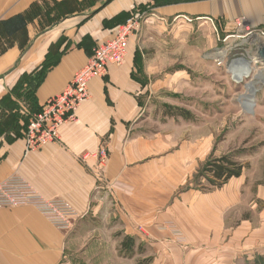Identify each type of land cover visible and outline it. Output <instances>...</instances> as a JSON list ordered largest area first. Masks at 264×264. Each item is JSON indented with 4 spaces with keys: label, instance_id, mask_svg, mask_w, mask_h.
Instances as JSON below:
<instances>
[{
    "label": "crops",
    "instance_id": "0c3cea01",
    "mask_svg": "<svg viewBox=\"0 0 264 264\" xmlns=\"http://www.w3.org/2000/svg\"><path fill=\"white\" fill-rule=\"evenodd\" d=\"M168 1L0 0V49L4 48L0 50V101L24 74L43 64L50 68L35 90L38 105L60 93L93 50L113 36L114 18L136 7L164 18L184 15L206 23L210 18L224 31L235 29L234 21L242 17L251 28L264 31V0ZM24 16L30 19L21 35L14 18ZM133 51L129 39L122 65L110 66L104 78L89 82V97L78 108L76 119L60 128L58 141L26 151L24 138L7 140L6 131H0V183L21 176L41 196L64 201L81 216L71 231H61L30 206L1 208L0 264L114 260L117 226L131 240L135 219L144 226L143 242L156 246L157 258L191 261L188 264H238L243 259L237 252L238 234L228 238L221 222L213 231L205 221L199 222L196 207L209 211L212 206L197 205L192 192L171 203L173 220L158 214L163 196L170 197L183 184L170 182L165 188L163 180L179 178V166L189 158L150 156L156 145L147 141L136 123L141 109L136 99L139 86L133 79ZM100 147L106 149V156L98 155ZM166 220L176 224L192 249L175 247L168 253L158 248L164 234L159 227ZM245 261L256 263L254 256Z\"/></svg>",
    "mask_w": 264,
    "mask_h": 264
},
{
    "label": "rangeland",
    "instance_id": "374dc122",
    "mask_svg": "<svg viewBox=\"0 0 264 264\" xmlns=\"http://www.w3.org/2000/svg\"><path fill=\"white\" fill-rule=\"evenodd\" d=\"M133 15L141 17L138 29L129 36L134 44L133 79L139 86L136 99L141 109L136 123L145 131L147 141L156 145L150 156L189 158L179 166V178L163 180L165 188L170 182L183 184L170 197L163 196L158 214L172 219L171 203L190 191L197 205L212 206L209 211L196 207L200 223L205 221L213 231L221 222L228 238L238 234L237 252L243 258L238 264H247L248 256H254L257 264H264V83H261L264 61H252L256 57L254 47H264V37L243 36L233 28L224 31L204 20L186 22L176 19L178 16L164 18L146 7H136L127 17L120 16L118 23ZM241 59L250 62L247 73L251 71L243 80L232 76L231 67ZM251 87L253 93L249 92ZM26 107L21 105V115L27 113ZM101 149L106 156L104 147L98 153ZM222 156L241 165L242 171L239 178L217 188L213 185L215 181L204 174L203 167L209 160ZM218 204L222 207H217ZM166 221L159 227L164 234L158 237L162 243L158 248L168 253L175 251V247L181 251L192 249L176 224ZM140 222V219L132 220L131 243L117 226L114 260H84V264L191 262L157 258L156 246L143 242L146 234ZM74 224L75 220L68 231ZM177 235L182 243L177 242ZM127 244L131 246L129 252L125 251Z\"/></svg>",
    "mask_w": 264,
    "mask_h": 264
},
{
    "label": "built area",
    "instance_id": "2783aa9c",
    "mask_svg": "<svg viewBox=\"0 0 264 264\" xmlns=\"http://www.w3.org/2000/svg\"><path fill=\"white\" fill-rule=\"evenodd\" d=\"M176 19L192 22L201 18L178 16ZM140 20V16L133 15L116 27L113 36L94 49L84 66L74 74L65 88L47 99L40 106V111L30 117L23 135L26 151L36 150L59 140L60 128L76 119L78 108L89 97V82L107 75L110 66L122 65L127 54L129 36L138 29ZM206 20L213 24L210 18ZM234 25L236 32L243 33V36L256 34L264 37L263 30L251 28L242 17L237 18ZM254 49L256 57L253 56L252 61L256 62L260 60L257 55L259 47L256 46ZM242 75L239 70L232 72L233 77L243 80V77L248 78L251 75V71ZM98 154L104 157L105 151L101 149ZM21 206L34 208L54 228L61 231H68L73 221L81 217L68 203L62 200H49L41 196L23 177L10 176L0 183V209ZM176 239L182 241L180 236Z\"/></svg>",
    "mask_w": 264,
    "mask_h": 264
},
{
    "label": "trees",
    "instance_id": "16d2710c",
    "mask_svg": "<svg viewBox=\"0 0 264 264\" xmlns=\"http://www.w3.org/2000/svg\"><path fill=\"white\" fill-rule=\"evenodd\" d=\"M184 1L188 2L191 0ZM168 2H172V0ZM127 14L121 13L114 18L116 27L123 23V21L125 20L124 19L122 22L118 23L119 17L126 16ZM28 19L30 18L27 16H24V18H21L19 20L14 18V21H17L14 24L17 23L18 30L22 32L21 35H23L24 26L26 25ZM0 35H2L1 32ZM0 50L4 51V48ZM49 68V65L43 64L34 72L30 74H24L15 85V87L11 90V92L0 101V131H6L5 138L7 140H12L18 137L23 138L30 117L40 111V106L38 105L35 98V90L42 82ZM21 101H23V103ZM24 104L27 106L25 109L27 110V113L25 115H21L19 111L21 109V105ZM16 127L18 128L17 132H15L14 130ZM203 171L205 175H209L215 181L213 185H215L217 188H220L229 180L233 178H239L241 175L242 167L241 165L232 162L228 157L222 156L217 159L209 160L203 167ZM127 241L131 243V240L129 238L127 239ZM122 245L124 246L125 243L123 242ZM130 247L131 246L127 244V247H125L126 250H124L129 252ZM259 259L261 260V258Z\"/></svg>",
    "mask_w": 264,
    "mask_h": 264
},
{
    "label": "bare ground",
    "instance_id": "6f19581e",
    "mask_svg": "<svg viewBox=\"0 0 264 264\" xmlns=\"http://www.w3.org/2000/svg\"><path fill=\"white\" fill-rule=\"evenodd\" d=\"M247 65H248V63L246 61H244V60H238V61H235L231 67H232V70L233 71H238L239 70L240 73H241L242 70L245 69L243 71V73H244L243 75H245V73H247V69L249 70V68L247 67ZM261 83H264V78L261 79ZM249 92L253 93L254 92V88L253 87L249 88Z\"/></svg>",
    "mask_w": 264,
    "mask_h": 264
},
{
    "label": "water",
    "instance_id": "95a60500",
    "mask_svg": "<svg viewBox=\"0 0 264 264\" xmlns=\"http://www.w3.org/2000/svg\"><path fill=\"white\" fill-rule=\"evenodd\" d=\"M258 58L264 61V47L259 48L257 51Z\"/></svg>",
    "mask_w": 264,
    "mask_h": 264
}]
</instances>
